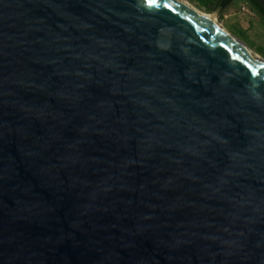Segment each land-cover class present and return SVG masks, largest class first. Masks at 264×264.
<instances>
[{
	"label": "water",
	"instance_id": "1",
	"mask_svg": "<svg viewBox=\"0 0 264 264\" xmlns=\"http://www.w3.org/2000/svg\"><path fill=\"white\" fill-rule=\"evenodd\" d=\"M0 264H264V64L176 0H0Z\"/></svg>",
	"mask_w": 264,
	"mask_h": 264
},
{
	"label": "rangeland",
	"instance_id": "2",
	"mask_svg": "<svg viewBox=\"0 0 264 264\" xmlns=\"http://www.w3.org/2000/svg\"><path fill=\"white\" fill-rule=\"evenodd\" d=\"M195 9L213 15L217 24L264 59V17L249 0H234L221 9L223 0H184Z\"/></svg>",
	"mask_w": 264,
	"mask_h": 264
},
{
	"label": "bare ground",
	"instance_id": "3",
	"mask_svg": "<svg viewBox=\"0 0 264 264\" xmlns=\"http://www.w3.org/2000/svg\"><path fill=\"white\" fill-rule=\"evenodd\" d=\"M176 2L182 6H188L189 8H191L194 13L196 14V16L201 20V21H205V22H208V23H211L213 24L219 34L227 39L228 41H231L233 42L234 44H236L241 50H243L244 52L252 55L257 61H259L260 63L264 64V59L259 57L258 55H256L253 51H251L248 47H246L243 43H241L239 40H237L235 37H233L231 34H229L227 31H225L224 29H222L218 24H217V21H216V18L215 16L213 15H209V14H206V13H203L197 9H195L194 7H192L190 4H188L187 2H185L184 0H176Z\"/></svg>",
	"mask_w": 264,
	"mask_h": 264
},
{
	"label": "trees",
	"instance_id": "4",
	"mask_svg": "<svg viewBox=\"0 0 264 264\" xmlns=\"http://www.w3.org/2000/svg\"><path fill=\"white\" fill-rule=\"evenodd\" d=\"M260 15L264 17V9L257 0H249Z\"/></svg>",
	"mask_w": 264,
	"mask_h": 264
},
{
	"label": "snow or ice",
	"instance_id": "5",
	"mask_svg": "<svg viewBox=\"0 0 264 264\" xmlns=\"http://www.w3.org/2000/svg\"><path fill=\"white\" fill-rule=\"evenodd\" d=\"M147 3L151 5H155L157 3V0H147Z\"/></svg>",
	"mask_w": 264,
	"mask_h": 264
}]
</instances>
